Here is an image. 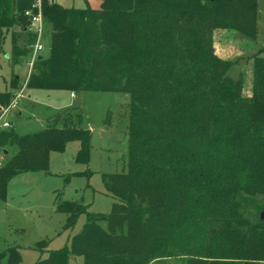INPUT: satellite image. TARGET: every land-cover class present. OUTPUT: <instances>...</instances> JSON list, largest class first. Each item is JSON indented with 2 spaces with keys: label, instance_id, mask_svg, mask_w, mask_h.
Returning a JSON list of instances; mask_svg holds the SVG:
<instances>
[{
  "label": "trees",
  "instance_id": "trees-1",
  "mask_svg": "<svg viewBox=\"0 0 264 264\" xmlns=\"http://www.w3.org/2000/svg\"><path fill=\"white\" fill-rule=\"evenodd\" d=\"M31 3L0 0L13 61L33 42L24 15ZM41 11L49 54H38L25 87L126 92L130 101L124 166L102 175L111 211L57 202L63 229L80 213L85 221L67 246L34 264H67L70 255L82 264H149L178 254L187 264H261L264 218L248 220L243 210L264 193V45L254 54L251 98L241 97L243 75H229L236 61L211 52L212 25L253 16L255 0H99L97 8L42 0ZM13 27L28 34L26 45ZM11 98L0 91L1 106ZM61 119L33 133L0 131V146L13 149L0 164V198L14 176L45 171L49 152L70 140L80 143L76 160L88 161L89 130ZM5 256L8 264L20 258L16 247Z\"/></svg>",
  "mask_w": 264,
  "mask_h": 264
},
{
  "label": "rangeland",
  "instance_id": "rangeland-1",
  "mask_svg": "<svg viewBox=\"0 0 264 264\" xmlns=\"http://www.w3.org/2000/svg\"><path fill=\"white\" fill-rule=\"evenodd\" d=\"M54 1L66 8L99 7V0ZM227 21L229 20L222 22ZM214 24L211 27V52L217 56L214 47L216 39L220 42L226 41L225 49L229 48L231 42L235 45L238 42L227 35L228 32L220 33L218 38L216 30L220 27ZM260 29L261 36L258 37L264 39V25ZM12 30L18 34V44L26 45L29 41L28 34H22L17 27ZM49 31L50 25L44 24L43 48L39 52L42 56L49 54ZM236 35L246 39L240 33ZM238 45L243 46L240 43ZM11 46V30L0 29V91H8L10 94L19 91L20 85L27 79L26 60L29 54L13 61ZM260 56L264 57V53ZM239 58H232L236 62L229 70V75L232 78L243 75L241 97L251 98L255 55L253 58L247 56L245 60ZM15 76L17 84L14 87L11 85V78ZM23 88L25 92L16 109H20L21 114L16 115L11 111L3 118L11 120L12 128L16 132L24 134L39 131L59 112H63L61 116L70 118L72 124L90 132L86 163L78 162L75 158L80 147L79 141L70 140L63 150L49 152L48 167L45 171L23 173L18 182L11 183L5 198H0V252L9 247H16L20 258L15 264H34L38 259L45 257L48 251L67 246L71 236L81 230L85 221V213H80L70 228L63 229L66 215L56 211L57 202L74 200L85 205L86 211H111L113 198L104 188L102 175L121 171L124 166L130 97L126 92L86 90L74 92L75 97L69 98V92L66 90L28 89L25 86ZM55 124L62 125L60 121ZM3 149L13 151L9 147L0 146V156H6ZM243 212L248 220L258 219L262 212L264 214V193L249 196ZM41 240L46 241L43 251L36 246ZM0 264H8L7 256L1 259ZM67 264H82L81 257L70 255ZM149 264L187 262L178 254L154 259ZM261 264H264V261Z\"/></svg>",
  "mask_w": 264,
  "mask_h": 264
},
{
  "label": "crops",
  "instance_id": "crops-1",
  "mask_svg": "<svg viewBox=\"0 0 264 264\" xmlns=\"http://www.w3.org/2000/svg\"><path fill=\"white\" fill-rule=\"evenodd\" d=\"M214 25L220 27V28H218V30H216V34H217L218 38H220L219 37L220 33L225 34L226 32H228L227 35L229 34V36H231V38H234L235 41L238 42L237 45H235L233 42H231L229 45V48H228L229 50H228V49H225V47H224L225 45H227L225 40H222V42H220L219 39H216V41H215L216 44L214 47H215L216 54L218 57H222L225 59H232L235 56H237V57H240L239 60H242V58H244V60H245L247 58V56H250L251 58H253V55L259 50V48H261L264 45V39L263 38L259 39V37H258V36H261L260 27L264 25V0H255V11H254L253 16L246 17V18H240V19H233V20H229L227 22H218V23H215ZM236 33L242 34L246 39L240 38L238 35H236ZM252 39H255V40L252 41ZM239 43L245 47H243V46H242L243 48L240 47V45H238ZM15 80H16V84H17V77ZM12 81H13V77L11 78V82ZM20 87H21V85H20ZM68 92H69V98L75 97V94L73 91H68ZM15 93L16 92L12 93L11 95L13 96ZM18 103H19V100L17 102V105H18ZM17 105L15 108L9 110V112H7L4 115L5 118L11 111H14L16 115L21 114L20 109L16 110ZM0 107H2V106L0 105ZM62 113L63 112L56 113L55 116H53L50 120H48V122L46 123V126L50 122L57 123L60 121V124H62V122H63L61 119ZM4 116H3V118H4ZM4 120H7L10 123V126L9 127H1L0 131L12 128L11 120H9V119H4ZM4 150L5 149H3L4 155H6V156L10 155L11 150H9V151L8 150L4 151ZM6 156H0V164L5 160ZM23 173H26V172H22V173L17 174L8 182L7 192H8L9 186L12 185L11 183L18 182L20 179L19 177Z\"/></svg>",
  "mask_w": 264,
  "mask_h": 264
},
{
  "label": "built area",
  "instance_id": "built-area-1",
  "mask_svg": "<svg viewBox=\"0 0 264 264\" xmlns=\"http://www.w3.org/2000/svg\"><path fill=\"white\" fill-rule=\"evenodd\" d=\"M41 2L42 0H32V3L29 8L24 10V15L28 19L27 30L33 36V42L30 45V51L26 64L28 65V74L32 71L35 59L37 58L40 50L43 48V34H44V19L41 11ZM48 3L55 2L54 0H47ZM24 84L20 87L11 98L10 102L6 106L0 107V128L9 127L10 123L7 120L3 119V116L9 112V110L16 107L18 100L24 95Z\"/></svg>",
  "mask_w": 264,
  "mask_h": 264
},
{
  "label": "water",
  "instance_id": "water-1",
  "mask_svg": "<svg viewBox=\"0 0 264 264\" xmlns=\"http://www.w3.org/2000/svg\"><path fill=\"white\" fill-rule=\"evenodd\" d=\"M4 151H5V150H4ZM263 215H264V214H263V212H262L261 215H260V218H263Z\"/></svg>",
  "mask_w": 264,
  "mask_h": 264
}]
</instances>
